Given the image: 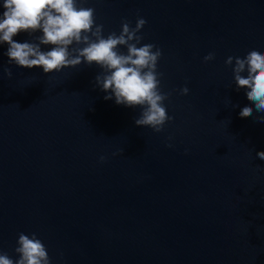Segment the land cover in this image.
Returning a JSON list of instances; mask_svg holds the SVG:
<instances>
[{"label":"water","instance_id":"water-1","mask_svg":"<svg viewBox=\"0 0 264 264\" xmlns=\"http://www.w3.org/2000/svg\"><path fill=\"white\" fill-rule=\"evenodd\" d=\"M84 6L105 36L119 34L122 19L147 21L141 44L162 50L157 70L174 119L158 133L137 126L139 106L105 100L94 86L95 63L44 73L9 64L0 43V71L13 73L0 80V250L16 258L23 232L36 233L51 264H264V123L255 119L264 113L225 64L264 51V0ZM245 104L253 115L242 118Z\"/></svg>","mask_w":264,"mask_h":264},{"label":"clouds","instance_id":"clouds-1","mask_svg":"<svg viewBox=\"0 0 264 264\" xmlns=\"http://www.w3.org/2000/svg\"><path fill=\"white\" fill-rule=\"evenodd\" d=\"M86 2L3 0L5 11L0 17V43L9 45L6 52L9 64L42 67L44 73H52L81 63H95L102 71L97 73L94 86L107 93L104 99L114 98L116 104L134 109L139 106L141 111L134 120L135 125L150 127L157 133L163 131L165 124L174 119L164 103L171 92H163L160 87L163 73L157 68L162 50L152 43L141 44V29L147 21L138 17L132 26L126 18L122 19L119 34L113 31L105 36L104 25L96 22V10L85 7ZM37 30L42 31V35L33 37L38 43L13 39L21 31L31 35ZM49 44L53 45L50 50H41V45ZM121 46L127 51L122 52ZM214 58L215 53L209 52L203 60L208 62ZM225 64L232 67L237 90L246 89L247 99L255 105V111L264 113V51L253 47L242 57L229 55ZM12 75V69L4 67L0 80H10ZM179 93L187 95L189 88L184 86ZM239 115L242 118L252 116L253 107L245 104ZM255 119L264 123V115ZM167 147L173 145L169 143ZM123 152L121 150L120 154ZM256 156L264 160V151H258ZM99 159L104 162L106 157L101 155ZM16 243L17 257L12 258L0 250V264H51L47 248L36 233L21 232Z\"/></svg>","mask_w":264,"mask_h":264}]
</instances>
